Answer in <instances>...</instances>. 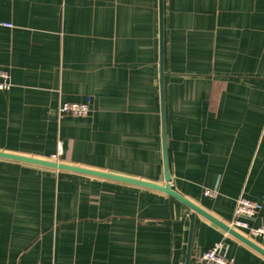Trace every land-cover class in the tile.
I'll return each instance as SVG.
<instances>
[{
  "label": "crops",
  "instance_id": "crops-1",
  "mask_svg": "<svg viewBox=\"0 0 264 264\" xmlns=\"http://www.w3.org/2000/svg\"><path fill=\"white\" fill-rule=\"evenodd\" d=\"M0 23V151L165 185V137L173 190L226 224L240 197L256 202L248 223L264 228V0H0ZM88 99L87 116L60 117ZM191 214L162 192L0 159V264H186ZM216 243L264 264L196 214L189 264Z\"/></svg>",
  "mask_w": 264,
  "mask_h": 264
},
{
  "label": "water",
  "instance_id": "water-1",
  "mask_svg": "<svg viewBox=\"0 0 264 264\" xmlns=\"http://www.w3.org/2000/svg\"><path fill=\"white\" fill-rule=\"evenodd\" d=\"M161 15H162V6H161ZM160 65H161V78H160V83H161V90L163 93V36H162V23H161V39H160ZM163 123H164V110H163ZM164 158H165V180L166 184L165 185H159L156 183L140 180V179H135L127 176H121V175H116L113 173L109 172H104V171H98L94 169H88V168H83V167H78L66 163H60L57 161H52V160H46V159H39L36 157H30L26 155H20L16 153H9V152H4L0 151V159H5V160H12V161H18L26 164H31V165H36V166H41V167H46V168H52V169H58L62 171H69V172H74V173H79L83 175H88V176H93V177H98V178H103V179H109L113 181H118V182H123L127 183L130 185H135L139 187H143L146 189H151L155 190L158 192H162L166 195H169L170 197L175 198L176 200L180 201L184 205H186L188 208L192 210V214L190 215V236H189V241H188V249H187V258H186V264H189L190 262V257H191V248H192V231L194 227V220L196 214L201 215L202 217L206 218L207 220L211 221L215 225L219 226L223 230L227 231L230 235L247 245L249 248L254 250L255 252L259 253L264 257V248L252 241L251 239L247 238L243 234L239 233L238 231L230 228L226 223L216 219L213 217L211 214H209L207 211H205L203 208H201L199 205L196 203L192 202L191 200L187 199L180 193L176 192L171 188L170 181L171 177L169 174V169H168V164H167V157H166V149H165V137H164Z\"/></svg>",
  "mask_w": 264,
  "mask_h": 264
},
{
  "label": "built area",
  "instance_id": "built-area-1",
  "mask_svg": "<svg viewBox=\"0 0 264 264\" xmlns=\"http://www.w3.org/2000/svg\"><path fill=\"white\" fill-rule=\"evenodd\" d=\"M0 26L11 28V24L0 23ZM13 87L10 73L6 70L0 69V91H9ZM91 111V100L88 99L82 103H63L60 106V117H85ZM61 146V145H60ZM212 190H206V196H212ZM262 206L256 202L240 197L236 202V207L232 220L227 224L230 228L244 234L243 230H248V234H244L250 239H260L264 241V228H250L248 220L252 219L260 210ZM221 243H216L210 250L201 253L198 256V264H234L232 260L226 258L221 254Z\"/></svg>",
  "mask_w": 264,
  "mask_h": 264
}]
</instances>
